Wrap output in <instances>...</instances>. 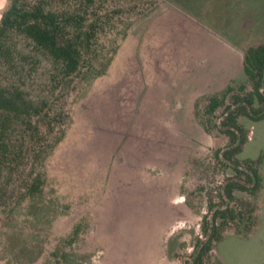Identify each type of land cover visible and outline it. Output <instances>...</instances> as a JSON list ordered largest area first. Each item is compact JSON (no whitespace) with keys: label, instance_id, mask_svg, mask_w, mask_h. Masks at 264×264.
<instances>
[{"label":"crops","instance_id":"crops-1","mask_svg":"<svg viewBox=\"0 0 264 264\" xmlns=\"http://www.w3.org/2000/svg\"><path fill=\"white\" fill-rule=\"evenodd\" d=\"M7 4L8 0H3L0 17ZM248 20L251 27L246 33L238 27L242 20L238 23L235 19L227 28L220 26L213 32L205 26L185 24L181 13L171 6L138 39L127 37L108 72L92 82L91 97L81 104L78 120L71 124L64 145L99 149L106 165L104 176L98 174L108 184L100 213L108 211L117 218L111 217L104 224L101 215L99 228L115 227L111 236L104 238L136 245L135 252L127 257H132L134 264H178L167 243L173 242L177 228L174 213L186 210L185 201L174 197L185 177L195 103L220 97L218 93H224L228 86L248 83L244 52L264 43V32L253 31L252 19ZM186 29L191 38L183 43L182 31ZM69 137L70 142H66ZM157 188L165 198L163 202L156 205L152 200V210L150 204L148 209L137 206L139 196L148 194L149 202V195L155 197ZM258 225L247 236L233 230L225 232L208 264H235L215 247L257 239ZM261 243L258 246L262 249ZM259 264H264V248Z\"/></svg>","mask_w":264,"mask_h":264},{"label":"rangeland","instance_id":"rangeland-1","mask_svg":"<svg viewBox=\"0 0 264 264\" xmlns=\"http://www.w3.org/2000/svg\"><path fill=\"white\" fill-rule=\"evenodd\" d=\"M111 2L121 7L122 17H124L121 19L128 23L125 37L117 40L118 48L127 37L138 39L139 35L157 23L171 6L181 13L185 24L194 27L199 25V28L205 26L207 30L213 32H218L220 26L227 28L228 19L235 18L233 12L242 8L244 12H251L252 15L245 16L239 23L238 27L240 26L243 33L249 31L251 27L248 22L250 18L255 19L253 31L264 32V0H113ZM228 2L231 5L227 4ZM188 30L182 31L183 43L191 38L187 36ZM115 56L116 53L113 55L112 62ZM42 73L43 70L39 71L38 85L44 88L45 77L41 75ZM94 80L85 83L75 78L66 82L60 89L56 107L59 109L65 107L69 114L65 135L61 140L62 143L57 145L52 155L46 160V180L42 196L34 202L25 201L19 215H6L3 218L0 215V264L135 263L131 261L132 257L127 258L135 252L134 243L125 242L124 239L119 238L117 240L110 237L104 238L111 236L110 230L114 231L117 228H99L101 219L102 223H106L111 217L112 220L117 218L114 213L110 214L108 211L100 213V203H103L104 193L108 187L106 179L98 178V174L104 176L106 171L101 150L90 149V145L82 146L81 140L78 141L79 147H76V144L72 147H69V144L64 145L71 124L81 113H79L81 104L83 105L91 97V85ZM243 85L245 88L239 90ZM231 86L235 89L233 93H238L240 96H244L251 90V86L247 83ZM223 94V92L218 93L220 97ZM230 95L212 115H204L208 98L197 100L195 103V113L191 117L192 127L189 124L185 177L180 193L174 197L177 201H185L186 210L184 211L186 212L174 213L173 218L178 220L177 228L172 236L173 242L167 243L168 249L172 250V255L178 264L191 263L201 242L204 243L207 239L202 222L204 218L210 220L212 216V210L209 208L211 203L218 204L213 209L227 204L239 208L242 207L239 200L244 201L250 198L247 191H237L235 197L239 199L228 201L223 197L225 200L221 202L220 195L223 194L224 186L236 175L232 162L215 156L217 151L224 150L230 144L228 136L222 132L223 128L220 126L222 117L227 113L226 105H231L230 109L237 106L232 105ZM256 117L239 116L237 118L246 141L241 145V151L236 157L239 161L261 157L259 165L261 187L256 198L259 237L246 243L229 242L215 247L219 253H226L227 261L230 258L229 263L235 264H259L261 251L264 248V117L260 119ZM203 122H206L209 131H206ZM68 139L70 142V137L66 142ZM239 141L240 137L237 139V142ZM238 168L244 170L243 166ZM83 173H87V177H84ZM89 173H96L97 176H91ZM157 189L158 191L154 192L155 197L149 195V202L148 194L139 196L137 206L148 209L150 204L149 208L152 210L155 205L152 200L156 201V205H159L157 204L159 201L163 202L165 198L159 195L161 192L159 188ZM122 198L127 197H120V200ZM113 202L115 203V200ZM114 210H116L115 207ZM74 228H78L79 231L78 235L71 240L70 235ZM229 230H234L233 223L225 229V231ZM260 240H262V249L258 246ZM212 251L213 249L206 253L204 263L207 262ZM62 252L67 255L61 256Z\"/></svg>","mask_w":264,"mask_h":264},{"label":"trees","instance_id":"trees-1","mask_svg":"<svg viewBox=\"0 0 264 264\" xmlns=\"http://www.w3.org/2000/svg\"><path fill=\"white\" fill-rule=\"evenodd\" d=\"M113 0H8L0 17V215H19L25 201H36L43 193L45 163L63 139L68 112L56 107L59 91L66 82L79 78L85 83L104 76L128 27L121 18V7ZM227 4H230L229 2ZM231 5V4H230ZM120 6V5H118ZM117 8V9H116ZM120 8V9H119ZM239 23L250 12L235 10ZM237 14V15H236ZM251 24L255 19L251 18ZM232 21L233 19H228ZM122 26V27H120ZM43 70L44 88L39 84ZM243 70L251 90L240 96L228 86L222 97H210L204 115H212L229 95L232 105L220 126L229 146L215 156L235 166V177L224 186L221 202L239 199L237 191H247L242 207H216L211 203L212 219H203L207 239L201 242L191 263H204V256L222 239L226 227L247 236L257 226V194L261 187V157L239 161L237 154L246 141L237 118L264 117V43L244 52ZM240 86L239 90L244 89ZM264 89V88H263ZM205 124L206 131H209ZM238 137L240 141L237 142ZM243 166L244 170L238 168ZM242 199V198H241ZM10 219V218H7ZM74 228L71 240L78 235ZM209 232V233H208ZM62 252L61 256H66Z\"/></svg>","mask_w":264,"mask_h":264},{"label":"water","instance_id":"water-1","mask_svg":"<svg viewBox=\"0 0 264 264\" xmlns=\"http://www.w3.org/2000/svg\"><path fill=\"white\" fill-rule=\"evenodd\" d=\"M264 88V77H263V79H262V89ZM210 219H212V216H211V218Z\"/></svg>","mask_w":264,"mask_h":264},{"label":"clouds","instance_id":"clouds-1","mask_svg":"<svg viewBox=\"0 0 264 264\" xmlns=\"http://www.w3.org/2000/svg\"><path fill=\"white\" fill-rule=\"evenodd\" d=\"M3 0H0V6H2Z\"/></svg>","mask_w":264,"mask_h":264}]
</instances>
